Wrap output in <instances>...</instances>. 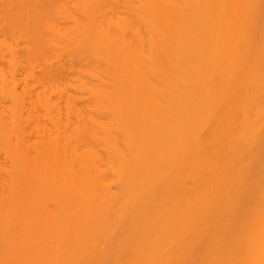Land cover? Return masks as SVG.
I'll list each match as a JSON object with an SVG mask.
<instances>
[{"label": "bare ground", "instance_id": "bare-ground-1", "mask_svg": "<svg viewBox=\"0 0 264 264\" xmlns=\"http://www.w3.org/2000/svg\"><path fill=\"white\" fill-rule=\"evenodd\" d=\"M0 264H264V0H0Z\"/></svg>", "mask_w": 264, "mask_h": 264}, {"label": "rangeland", "instance_id": "rangeland-1", "mask_svg": "<svg viewBox=\"0 0 264 264\" xmlns=\"http://www.w3.org/2000/svg\"><path fill=\"white\" fill-rule=\"evenodd\" d=\"M3 65L6 67L7 66V63H4Z\"/></svg>", "mask_w": 264, "mask_h": 264}]
</instances>
